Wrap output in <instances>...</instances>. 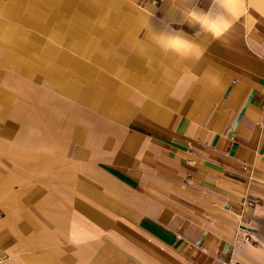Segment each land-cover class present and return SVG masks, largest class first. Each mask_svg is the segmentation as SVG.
<instances>
[{
  "label": "crops",
  "instance_id": "crops-1",
  "mask_svg": "<svg viewBox=\"0 0 264 264\" xmlns=\"http://www.w3.org/2000/svg\"><path fill=\"white\" fill-rule=\"evenodd\" d=\"M101 1L122 19L99 32L138 50L95 55L78 79L91 65L95 79H114L108 65L119 79L124 64L137 91L122 102L59 83L72 107L33 85L22 107L21 83L38 76H23L17 52L13 67L0 56L1 264H264V0H226L216 11L230 27L189 36L200 47L190 57L152 35L161 20L193 32L187 12L209 0ZM43 13L37 0H0V26Z\"/></svg>",
  "mask_w": 264,
  "mask_h": 264
},
{
  "label": "rangeland",
  "instance_id": "rangeland-1",
  "mask_svg": "<svg viewBox=\"0 0 264 264\" xmlns=\"http://www.w3.org/2000/svg\"><path fill=\"white\" fill-rule=\"evenodd\" d=\"M101 3L105 2L101 0H37V6L44 12L42 17L23 16L22 30L17 28L18 24L11 17H6L7 21L0 26V56L8 57L12 67L18 65V62L21 61L19 57H22L29 69V73L23 74V76H38L37 82L35 79L32 81L26 79L21 83L22 91L25 94L22 96V107L34 104V96L36 95L33 96V92L30 91L32 85L38 87V93L42 89L50 88L49 92L63 101L62 95L56 91L59 83H69L74 86V89L71 88V92L74 94L75 92L78 93V87L82 92H91L95 85L101 86L102 98L108 97L107 99H109L107 103L111 101L113 103L120 102L132 91H137L136 88L133 89L137 81L126 79L127 74L125 72H129V69L122 63H118L116 68L119 71H121L120 68L123 69L124 78L118 71L119 79H115L116 69L114 66L108 65L105 69L113 75L114 79H95L93 77L95 69L91 65L89 79H78L79 72L82 70L81 66H83L82 62L93 60L95 55H97L98 60L106 59L107 61L108 58L112 60L116 59L117 56L119 62H125L128 53L131 56L132 52H135L136 55L138 50L139 43L137 40L133 42L131 39L127 43L129 38L117 37L115 39L114 34L109 36L104 32H99L102 31L99 29H106L110 24H118L122 19V17L118 19L116 16L107 14L105 16L103 14L105 9L102 8ZM34 19H39L40 24H37ZM69 27L76 28V31H68ZM32 28L39 29L31 30ZM108 34L110 33L108 32ZM136 36L139 39L140 33ZM46 41H51L47 48L45 45L41 46ZM41 42L43 43L40 44ZM98 43L100 45H113V47H107L108 52L106 54L104 52L97 53L95 45ZM12 52H17L19 57L13 55ZM67 58H75L79 63H74L71 68H65ZM35 70L41 72L35 73L33 72ZM9 71L11 70L8 68L7 72ZM10 75L13 76V74ZM74 94L69 96L65 93V107L68 103L71 104V107L77 103Z\"/></svg>",
  "mask_w": 264,
  "mask_h": 264
},
{
  "label": "clouds",
  "instance_id": "clouds-1",
  "mask_svg": "<svg viewBox=\"0 0 264 264\" xmlns=\"http://www.w3.org/2000/svg\"><path fill=\"white\" fill-rule=\"evenodd\" d=\"M226 0H209L208 7L201 8L199 4L192 5L187 12L188 20L186 24L194 31L189 33L184 31V27H175L166 20H161L164 30L155 32L152 40L163 51L173 53L179 57H190L198 55L200 47L195 39L200 33H207L219 36L230 27V21L216 10L224 8ZM170 29V30H169ZM180 33V34H175Z\"/></svg>",
  "mask_w": 264,
  "mask_h": 264
},
{
  "label": "built area",
  "instance_id": "built-area-1",
  "mask_svg": "<svg viewBox=\"0 0 264 264\" xmlns=\"http://www.w3.org/2000/svg\"><path fill=\"white\" fill-rule=\"evenodd\" d=\"M3 212L2 211H0V219L3 217ZM0 261H1V257H0ZM0 264H1V262H0Z\"/></svg>",
  "mask_w": 264,
  "mask_h": 264
}]
</instances>
